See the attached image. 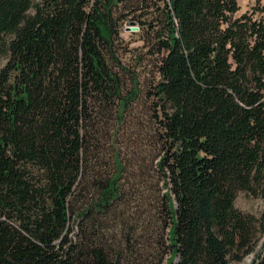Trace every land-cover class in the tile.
I'll list each match as a JSON object with an SVG mask.
<instances>
[{"label":"trees","instance_id":"16d2710c","mask_svg":"<svg viewBox=\"0 0 264 264\" xmlns=\"http://www.w3.org/2000/svg\"><path fill=\"white\" fill-rule=\"evenodd\" d=\"M123 2L0 0V264H239L264 235L235 207L264 205V6L129 0L158 57L130 141Z\"/></svg>","mask_w":264,"mask_h":264},{"label":"rangeland","instance_id":"374dc122","mask_svg":"<svg viewBox=\"0 0 264 264\" xmlns=\"http://www.w3.org/2000/svg\"><path fill=\"white\" fill-rule=\"evenodd\" d=\"M120 5L119 13L127 16L119 29L118 41L115 44L116 58L121 64L123 71L121 77L125 86L132 89V78L136 80L137 86L142 92V97L134 102L130 113L125 115L124 121L130 125V141L142 138V134L150 136L152 123L150 121L153 114V99L145 96L149 86L158 79L157 55L154 53L156 42L152 27V18L155 16L154 6L145 10V4L135 6L129 0H124ZM247 5V0L242 1V9L247 12L251 9ZM2 61H0V67ZM147 132V133H146ZM152 144V139L148 138ZM147 153H149L147 151ZM150 154V153H149ZM235 207L244 213L252 214L259 218L264 212V205L259 198L252 197L246 193L239 192L235 199ZM264 235L261 233L257 237L255 251L246 256L239 264H255L256 254L259 253Z\"/></svg>","mask_w":264,"mask_h":264},{"label":"crops","instance_id":"0c3cea01","mask_svg":"<svg viewBox=\"0 0 264 264\" xmlns=\"http://www.w3.org/2000/svg\"><path fill=\"white\" fill-rule=\"evenodd\" d=\"M242 1L243 0H237L238 6H239V11L237 13V15H240L242 13H244L245 11L242 9ZM260 5L264 6V0H259ZM256 3V0H247V5L250 7H253ZM248 8V9H249Z\"/></svg>","mask_w":264,"mask_h":264}]
</instances>
